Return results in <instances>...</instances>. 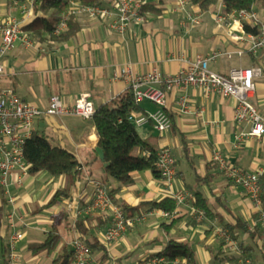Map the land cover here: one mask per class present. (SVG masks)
Masks as SVG:
<instances>
[{"label": "crops", "instance_id": "crops-1", "mask_svg": "<svg viewBox=\"0 0 264 264\" xmlns=\"http://www.w3.org/2000/svg\"><path fill=\"white\" fill-rule=\"evenodd\" d=\"M21 1L0 0V17H19L16 3ZM175 4L176 0H149L147 7L152 9L145 7V22L130 25L123 36L112 31L107 21L79 17V31L63 43L31 37L35 46L27 49L19 42L3 58L5 75L1 88L12 89L22 100L40 109H46L54 95L66 107H72L81 95L90 94L98 110L129 91L127 81L121 78L122 70L127 67L134 75L154 69L164 75H176L187 67L189 60L198 56L229 52L231 58H218L210 64L211 70L228 75L236 68L261 67L263 74L255 79L252 103L264 117V51L256 56L248 53L240 56L238 50L245 45L241 47L231 39L229 27L216 24L217 8L203 13L192 5L193 11L201 13V24L181 27L182 15L174 11ZM256 11L264 18V8ZM40 14L49 17L50 11ZM183 94L189 100L188 114L180 112L179 99ZM139 106L142 113L133 116L158 110L149 101ZM235 106L232 97L206 96L197 87L175 88L167 97L166 111L172 120L170 131L160 133L152 123L135 126L157 152L163 147L173 150L177 180L171 188L149 170L135 173L130 185L121 186L106 175L107 164L97 151L99 138L92 120L72 114L42 117L37 129L43 130L54 146H61L76 157L82 178L68 194L59 196L67 187V177L29 172L21 185L15 181L10 188L14 205L8 203V195L0 187V264L7 260L12 234L7 216L13 212L27 224L25 229L18 225L24 234L16 244L18 264H53L65 253L72 252L71 245L76 239L85 243L96 240L105 248L92 253L90 264H143L164 251L171 240L190 243L199 264H240L238 254L225 253L223 241L215 235L218 228L229 232L254 264H264V228L259 224L256 205L212 162L213 153L219 152L231 165L245 172L255 173L264 168V137L241 138L250 131V125L235 121ZM91 178L102 181L130 216L151 212L152 202L172 199L173 194L185 190L199 194L206 201L212 218L196 223L192 202L179 207L174 224L148 216L119 241L105 245L103 237L112 223L111 216L89 210L94 200ZM261 187L264 204V177ZM52 232L60 237L55 249L40 253L32 249L45 242Z\"/></svg>", "mask_w": 264, "mask_h": 264}, {"label": "built area", "instance_id": "built-area-1", "mask_svg": "<svg viewBox=\"0 0 264 264\" xmlns=\"http://www.w3.org/2000/svg\"><path fill=\"white\" fill-rule=\"evenodd\" d=\"M38 0H23L16 3L19 11L17 16L0 17V187L8 195V203L15 204L10 188L13 182L21 185L23 178L29 174L30 165L25 161L24 148L33 137L37 129V122L42 117L72 114L83 120H93L96 108L90 94L81 95L72 107H66L59 96H52L46 109L29 104L22 100L12 89L1 88V79L5 75L3 58L13 51L17 43L32 49L35 46L33 38L24 31V26L39 17L35 13V3ZM68 8L63 12L55 26L54 35L65 33L68 23L74 17H87L91 20L107 21L112 31L125 35L130 25L145 22V7L149 0H102L96 5H85L79 0H65ZM191 0H176L174 11L182 15L181 27L188 28L201 24V13L192 9ZM215 15V22L222 27H229L231 39L239 43L242 49L238 50L240 56L248 53L256 56L264 51V18L256 10L237 11L227 13L224 3H219ZM258 27L259 34L248 33L245 25ZM222 56L231 58V53L213 52L208 57L198 56L187 62V67L176 75H164L158 69L143 74L134 75L132 69L127 67L122 70L121 78L126 80L129 90L133 93L135 102L139 105L149 101L158 107L154 113L131 116L130 120L135 126L152 123L156 131L162 133L172 129V120L166 111L168 94L175 88L185 90L197 87L206 96L219 94L232 97L236 101L234 118L238 124L250 125V131L241 135V138L264 137V117L259 109L252 103V96L256 91L255 79L261 77L263 69L253 67L248 69H232L228 75H221L211 70L210 64ZM180 112L188 114L190 111L189 100L186 95L179 99ZM149 155L148 153L146 154ZM212 162L220 172L230 180L234 186L241 188L257 207L259 224L264 228V204L262 199L261 180L264 177V168L255 173L245 172L233 165L219 152H214ZM156 169L162 180L171 188L177 180L176 158L173 150L163 147L157 152ZM16 179V180H15ZM89 184L94 189V200L89 207L91 211L108 213L111 216V225L106 230L103 243L111 245L132 228L145 221L148 216H156L164 221L173 222L178 217V209L195 201V194L191 191H181L173 194L172 199L176 210L168 212L154 209L148 213L128 215L123 206L111 196L106 185L97 179H89ZM193 219L200 224L207 219L203 210L193 208ZM10 236L5 264H18L19 256L16 244L24 237L23 231L18 230V225L27 228L22 217H17L15 212L7 216ZM215 235L224 243L227 251L242 254L239 243L223 228H218ZM72 264H90L92 251L82 240L72 242ZM161 259H147L143 264H161ZM240 264H252L251 259L241 257Z\"/></svg>", "mask_w": 264, "mask_h": 264}, {"label": "trees", "instance_id": "trees-1", "mask_svg": "<svg viewBox=\"0 0 264 264\" xmlns=\"http://www.w3.org/2000/svg\"><path fill=\"white\" fill-rule=\"evenodd\" d=\"M85 5H96L102 0H79ZM192 4L203 13H208L216 8L219 3H224L227 13L237 11H252L257 8H264V0H191ZM148 6V5H147ZM146 6V7H147ZM68 8V3L64 0H38L35 3V13L39 16L46 10L50 11L49 17L39 16L25 26L23 29L30 37L42 40L48 38L54 43H63L73 38L80 29L77 17L71 18L68 23V30L60 36L54 35L55 26L60 15ZM147 9L151 10L149 6ZM248 33L259 34L258 27L245 25ZM142 113L141 107L135 102L133 93L129 90L121 98L101 107L93 117V125L96 128L99 138V148L103 153L104 163L107 164L106 175L114 179L121 186L130 185L133 182V175L138 172L152 171L160 177L156 169L157 151L144 140L130 117L134 114ZM149 154L148 156L146 154ZM25 161L30 165V173H48L52 177L65 176L68 179L67 187L58 195L68 194L70 190L82 178L81 167L76 157L61 146H54L43 130L36 129L33 137L26 143L24 148ZM203 182L199 179V182ZM111 193V192H110ZM57 195V197H58ZM111 196L112 193H111ZM153 209L173 212L176 204L173 199L165 198L158 202H152ZM193 208L203 210L207 217L212 218V213L206 201L199 195H195ZM176 220L173 221L174 224ZM82 228V225L80 224ZM60 237L52 232L47 240L41 244L32 246L36 252L52 251L56 248ZM92 253L104 251L105 248L98 242H86ZM242 251V249L240 248ZM252 257L245 253L239 258ZM105 257L104 259H106ZM161 259V264H199L193 246L187 242L169 241L166 248L161 253L149 259ZM103 259V260H104ZM53 264H72V252L65 253L55 260Z\"/></svg>", "mask_w": 264, "mask_h": 264}, {"label": "rangeland", "instance_id": "rangeland-1", "mask_svg": "<svg viewBox=\"0 0 264 264\" xmlns=\"http://www.w3.org/2000/svg\"><path fill=\"white\" fill-rule=\"evenodd\" d=\"M220 240H221V239H220ZM225 253L228 254V255H232V256L235 255V253H232V252H229V251H226ZM240 259H241V258H240ZM110 264H116V263H113V262H112V263H110ZM124 264H130V263L128 262V263H124Z\"/></svg>", "mask_w": 264, "mask_h": 264}, {"label": "water", "instance_id": "water-1", "mask_svg": "<svg viewBox=\"0 0 264 264\" xmlns=\"http://www.w3.org/2000/svg\"><path fill=\"white\" fill-rule=\"evenodd\" d=\"M97 151H98L101 155H103L102 150H101L100 148H98Z\"/></svg>", "mask_w": 264, "mask_h": 264}]
</instances>
